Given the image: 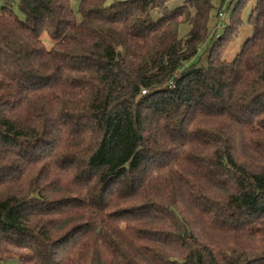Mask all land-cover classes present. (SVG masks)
Here are the masks:
<instances>
[{
	"label": "trees",
	"instance_id": "obj_1",
	"mask_svg": "<svg viewBox=\"0 0 264 264\" xmlns=\"http://www.w3.org/2000/svg\"><path fill=\"white\" fill-rule=\"evenodd\" d=\"M167 1L0 7V262L264 264V0Z\"/></svg>",
	"mask_w": 264,
	"mask_h": 264
},
{
	"label": "rangeland",
	"instance_id": "obj_2",
	"mask_svg": "<svg viewBox=\"0 0 264 264\" xmlns=\"http://www.w3.org/2000/svg\"><path fill=\"white\" fill-rule=\"evenodd\" d=\"M237 0H211L212 3V9L210 11V16L208 20V31L209 34L206 38V40L200 45V49L198 51V55L200 59H203L205 61L204 56L205 54V48L207 47V44L210 42L211 37H216L219 34H222L224 27H218L217 23L219 21L218 12L223 13V20L225 22L229 21L230 13L232 8L234 7ZM183 3V0H168L166 2V7L168 9H174L175 7L181 5ZM9 4L15 12L21 16V12L18 10L16 5V0H0V7L2 5ZM254 6V0H249L245 5H243L240 9V21H241V27L235 35V37L232 39L228 47L226 48V51L224 55L222 56L225 60H231L235 57V55L238 53L242 43L251 36L252 29L251 26L248 23V16L251 11V9ZM220 9V10H219ZM160 16V12L158 8H155L151 11V18L157 19ZM188 29L187 24H182L179 28V34L183 35ZM44 43L49 46L51 41L46 36V34L43 36ZM0 264H19V261L15 258L4 260L0 262Z\"/></svg>",
	"mask_w": 264,
	"mask_h": 264
},
{
	"label": "built area",
	"instance_id": "obj_3",
	"mask_svg": "<svg viewBox=\"0 0 264 264\" xmlns=\"http://www.w3.org/2000/svg\"><path fill=\"white\" fill-rule=\"evenodd\" d=\"M218 16H219V21H218V23H217V28L218 27H224L225 25H226V23L227 22H225L224 20H223V13L222 12H218Z\"/></svg>",
	"mask_w": 264,
	"mask_h": 264
}]
</instances>
